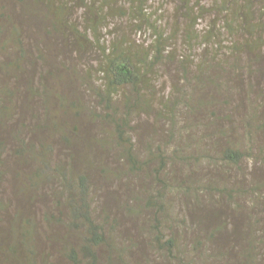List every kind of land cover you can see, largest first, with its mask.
Returning a JSON list of instances; mask_svg holds the SVG:
<instances>
[{"label": "trees", "instance_id": "1", "mask_svg": "<svg viewBox=\"0 0 264 264\" xmlns=\"http://www.w3.org/2000/svg\"><path fill=\"white\" fill-rule=\"evenodd\" d=\"M151 1L0 0V264H264V0Z\"/></svg>", "mask_w": 264, "mask_h": 264}, {"label": "rangeland", "instance_id": "2", "mask_svg": "<svg viewBox=\"0 0 264 264\" xmlns=\"http://www.w3.org/2000/svg\"><path fill=\"white\" fill-rule=\"evenodd\" d=\"M210 3L211 2L208 1L206 3V5L209 6ZM175 5H177V0H152L150 2V10H152V12L155 13L159 18H161V16H162L161 20L165 22L168 19L167 18L168 12L172 13L174 8H175ZM216 18L217 17H216L214 12L213 13H212V11L208 12L206 14L205 19L203 20L202 24L200 25V29L208 30V28L211 27L210 23H213L215 25L214 19L217 20ZM215 31L218 33H221V29H219V27L217 25L215 26ZM139 35H142L141 37H143L145 40H147L149 42L154 40L152 31L151 32L144 31V32L140 33ZM63 50H64V46H60L59 51L61 52L62 56H64L63 54H68L67 51L64 50V52H63ZM166 67L172 75H175L174 74L175 69L178 68L176 63L169 62V64ZM263 70H264V68H263ZM168 76H171V75L168 74ZM174 78H176V77L174 76ZM168 80L170 83H168L167 86H170L171 84H174L176 82H180V81H178L177 78L171 79L168 77ZM85 97H87V96H85ZM87 99L89 100L88 97H87ZM147 124H148V121L142 122V125H143V128L145 129V131L139 134V138L141 139V141H143L145 138H147V134H148V130H147L148 125ZM7 154H9V153H7ZM110 188H111V186H107L106 184H103V182L98 181V184L96 185L95 190H96V194H97L100 205H105L106 202L104 201V198L107 196V191ZM50 203L51 202H49V205H50ZM41 205L43 208H46V207H44V206H46V202L41 203ZM51 207H52V203H51Z\"/></svg>", "mask_w": 264, "mask_h": 264}]
</instances>
